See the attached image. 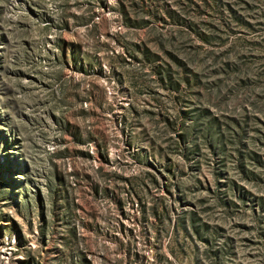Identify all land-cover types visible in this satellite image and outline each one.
I'll use <instances>...</instances> for the list:
<instances>
[{"label":"rangeland","instance_id":"rangeland-1","mask_svg":"<svg viewBox=\"0 0 264 264\" xmlns=\"http://www.w3.org/2000/svg\"><path fill=\"white\" fill-rule=\"evenodd\" d=\"M0 264H264V0H0Z\"/></svg>","mask_w":264,"mask_h":264}]
</instances>
